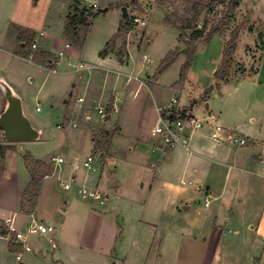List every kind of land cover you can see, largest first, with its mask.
<instances>
[{"label": "rangeland", "instance_id": "1", "mask_svg": "<svg viewBox=\"0 0 264 264\" xmlns=\"http://www.w3.org/2000/svg\"><path fill=\"white\" fill-rule=\"evenodd\" d=\"M72 1L0 0V74L21 98L23 111L32 126L41 131L39 139L21 141L18 145L39 159L50 161L53 156H61L65 160L60 165V171L53 172L52 165L49 172L52 176L46 183L52 185L50 196L56 198L58 207H67L66 211L59 209V212L72 231L69 233L70 241L78 240L87 226L98 222L92 213L105 215L102 223L115 216L123 223L121 216H124L127 226L133 223L137 215L142 214L144 202L141 201L146 197L150 182L147 178L151 175V163L156 161L146 144L154 124L150 116L156 106L163 105V110L177 109L176 104H171L172 98H179V104H187L189 98L185 91L188 86L192 87L189 90L191 96L197 99L204 110L208 104L212 113L224 115L226 122L238 125L237 132L234 131L237 136H241L238 131L244 129L246 132L243 133H249L258 143L264 144V83L258 84L253 73L263 43L257 38L262 31L263 0H243L238 3L232 19L226 18L227 11L219 5L215 8V14H207L211 25L219 24L220 29L226 30V38L234 27H239L236 46L227 69L228 78L219 80L216 77L222 59L223 40L213 36L209 41L197 45L187 76L190 84L186 80L181 89L175 87V83L186 59L187 49L182 51L186 45L178 41L177 31L164 22L168 11L157 7L154 0L81 1L88 7L96 4L98 10L108 9L96 12L90 18L83 47L72 46L74 55L70 62L74 66L66 65L63 57L56 66L59 56L52 54L55 59L54 73L51 68L49 71L48 68L38 67L33 60L28 62L14 58L2 51L11 50L8 47L10 37L21 28H29L37 35L44 33L37 36V41H33L36 47H28L26 51L38 53L39 45L51 49L52 43L46 38L48 35L55 38L56 47H52L55 51L64 50L62 30L68 4ZM196 1L205 5L209 3V0ZM122 7L127 8V18L132 23L127 33V63L125 60L120 63L115 53L105 58L98 56L122 20ZM135 20L144 21L145 25L139 26ZM201 24L202 19L199 26ZM176 48L180 50L176 61L163 72L157 73L164 56ZM143 55L150 62H146ZM80 60L97 68L75 72L74 67ZM101 68L107 70L109 76L118 75L114 94L122 96L117 103L118 112L110 110L108 118L109 101H92L100 92L96 79H99L97 72ZM92 73H97L94 80H91ZM127 77H131V81L128 86H124ZM88 83H92L93 87L87 92L85 85ZM80 98L83 102L79 101ZM65 99L67 102H64ZM4 105L0 89V112ZM100 108L104 116L98 113ZM219 123L223 122L220 120ZM119 128L121 131L118 133ZM68 156L73 162L74 157L79 162L88 156L93 157L94 170H78L77 181L82 178L85 185L105 192L108 196L103 207L95 201L82 200L73 182L69 191L64 190L60 180L73 181L68 171L73 164L67 171L62 170L69 165ZM113 181L119 186L111 187ZM140 182H143L142 186ZM127 198L135 201V206L131 207ZM113 207L117 211H112ZM16 229L25 231L26 228ZM93 236L100 238L99 234L89 232L88 239L92 240ZM172 260L171 256L163 257L160 262L173 264Z\"/></svg>", "mask_w": 264, "mask_h": 264}, {"label": "crops", "instance_id": "2", "mask_svg": "<svg viewBox=\"0 0 264 264\" xmlns=\"http://www.w3.org/2000/svg\"><path fill=\"white\" fill-rule=\"evenodd\" d=\"M262 10L264 12V0ZM261 18L260 33L264 41V16ZM32 32L34 41L38 40L37 36L44 34ZM21 37L20 30L17 29L10 37L8 47L11 50L2 51L14 58L27 60L17 54ZM46 38L51 41L53 48L56 47L54 37L48 35ZM62 38L64 50L58 49L57 52L52 47L41 48L39 45V51L53 55L62 52V56L56 60V66L61 63L62 57L66 65L74 66L70 62L74 55L73 45L64 39L63 30ZM96 68V65L80 60L74 71ZM98 71L99 79L96 81L100 92L92 101H109L112 111L118 112L117 103L122 98L121 95L114 94L118 75L109 76L108 71L103 68ZM51 72L54 73L55 69H51ZM97 73H92L91 80L95 79ZM253 73L258 84L264 83V50L259 52ZM0 78L5 79L2 74ZM126 80L124 86L129 85ZM5 81L7 82L6 79ZM187 84H190L188 77ZM92 87V83L86 84L85 91H91ZM107 90L111 92L105 94ZM189 90H192L191 86L185 91L188 103L179 104L177 98L176 105L183 114L201 119L203 125L197 131H186L190 137L186 148L163 150L160 138L151 135L152 129L163 116V105L156 106L150 116L154 119V124L150 128L146 144L156 161L151 163V175L147 178L150 182L146 197L141 201L144 202L142 214L137 215L133 223L127 226L124 216H121L123 223L118 221L117 216L102 223L105 215L92 213L98 222L87 226L78 240L70 241L69 233L72 231L60 215L59 209L66 211L67 207H58L56 198L50 196L52 185H47L46 182L52 175L43 179L33 213L25 214L19 210L20 194L29 182V173L22 158L24 150L18 142L1 140L0 144L10 145L11 148L5 150L0 160V220L10 222L16 228H26L25 231L18 230L25 233L26 244L22 251L12 252L8 245L10 237L0 236V264H161L163 257L170 256L173 264H264V144L258 143L249 133H243L246 132L244 129L238 133L247 139L245 146L228 141L214 142L210 138L212 125H221L232 132H237L238 125L226 122L224 115L212 113L208 104L204 110ZM108 117L107 113L106 118ZM220 120L223 123L220 124ZM120 131L121 128L118 133ZM67 159L69 165L63 171L79 162L77 157H74V162L69 156ZM72 168L73 166L68 170L71 178L73 177L72 182L75 185L83 183L82 178L77 181V171ZM60 170L57 167L53 172ZM115 183V187L119 186ZM142 185L143 182H140V186ZM127 202L131 203V207L135 206V201L128 199ZM111 210L117 211V208L113 207ZM34 221L46 226L47 232L27 233ZM89 232L99 234L100 238L93 236L92 240L88 239Z\"/></svg>", "mask_w": 264, "mask_h": 264}, {"label": "trees", "instance_id": "3", "mask_svg": "<svg viewBox=\"0 0 264 264\" xmlns=\"http://www.w3.org/2000/svg\"><path fill=\"white\" fill-rule=\"evenodd\" d=\"M154 4L168 11V16L164 17V22L173 27L178 33V41L184 42L186 45V59L181 65L178 81L175 87L181 89L187 80L188 72L191 66L192 57L196 47L201 42L209 41L213 36L217 35L223 40L222 59L217 68L216 77L219 80L228 78L227 69L234 52L238 34V28L234 27L228 38L225 37L226 30L220 29L219 24L211 25L207 14H215V8L219 5L226 11V18H233L238 8L237 1L231 0H209L208 4H202L196 0H154ZM98 12V9H93L92 6H85L79 0H73L68 6V13L65 17L63 26V37L71 45L82 48L85 40V34L89 26L90 18ZM202 19V24L199 22ZM131 21L126 19L120 20L116 32L105 43L104 47L99 51L98 56L105 58L111 53H115L120 63H124L127 56V33L131 30ZM21 33V43L19 44V54L22 57H27L34 41V33L27 28L19 29ZM262 41V34L257 36ZM264 50V41H262ZM180 50H170L161 60L156 72L161 73L172 65ZM54 56L46 51L33 53L32 60L37 64L46 68L53 69ZM110 109L108 114L110 113ZM165 116V115H163ZM1 132V129H0ZM110 137L111 135L108 134ZM10 145L0 144V160L4 156V152L10 149ZM23 162L26 170L29 173V182L20 194L19 210L25 214H32L39 196L41 185L44 176L52 169V163L47 160L37 159L30 152L22 153ZM5 222L0 220V236L6 235ZM9 250L12 252L22 251L21 247L14 242V238L9 240Z\"/></svg>", "mask_w": 264, "mask_h": 264}, {"label": "built area", "instance_id": "4", "mask_svg": "<svg viewBox=\"0 0 264 264\" xmlns=\"http://www.w3.org/2000/svg\"><path fill=\"white\" fill-rule=\"evenodd\" d=\"M92 7L93 9L98 8L96 4H93ZM135 22L139 26L145 25L144 21L135 20ZM31 47L35 48L36 44L32 43ZM57 55L59 57L62 56V52H59ZM32 58H33V53L29 52V54L27 55L25 59H27L28 61H31ZM143 59L146 62H150L149 58L146 55H143ZM130 81H131V77L127 78L126 84H128ZM81 100L82 99H79V101ZM171 104L172 105L177 104V99L172 98ZM111 111H112V107H111ZM98 113L102 114L103 116L105 114L102 109H98ZM168 114H171V116L168 117ZM163 115L165 116L161 117L159 124L155 126L151 131V135L153 137L160 138L161 140L160 146L163 150L173 149L175 147L186 148L188 146L189 139H190V137L186 134V131H190V132L197 131L203 125V121L201 119L189 117L186 114H183L178 108L175 110H172L171 108L170 109L165 108L163 110ZM210 138L216 143L228 141V142L237 144L239 146H245L247 144V139L245 137L237 136L231 130H227L218 124L212 125ZM93 161H94L93 157L88 156L85 159H83L81 162L75 163L72 169L73 171H78L81 169L84 171L94 170ZM50 162L53 165V169H55L57 167H60V165L64 163V159L60 156H53L51 157ZM262 164L264 167V160L262 161ZM50 175L51 174L48 173L47 175L44 176V178H47ZM61 183H62L63 188L68 190L71 187L72 181L61 180ZM182 184H184V182H182ZM76 186H77V193L82 200L95 201L100 206L105 205L107 201V196H108L105 192L95 187H89L85 185L84 183L77 184ZM5 225H6V230H7L6 235H8L10 238L13 237L15 244L19 245L21 249L23 250L26 244L25 233L18 231L12 224H10V222L5 223ZM47 230L48 229L46 226L34 221L33 224L29 226L27 233L44 234L47 232ZM49 242H52V239H49Z\"/></svg>", "mask_w": 264, "mask_h": 264}, {"label": "water", "instance_id": "5", "mask_svg": "<svg viewBox=\"0 0 264 264\" xmlns=\"http://www.w3.org/2000/svg\"><path fill=\"white\" fill-rule=\"evenodd\" d=\"M106 10L107 8L99 9L98 12H104ZM121 17L122 19H126V7H122ZM182 51H186V48ZM0 89L5 100L4 108L0 112V129L3 139L6 142H21L39 139L41 131L32 126L23 111L21 98L3 78H0ZM170 116L171 114H168V117ZM111 186L115 187L116 183L113 182Z\"/></svg>", "mask_w": 264, "mask_h": 264}]
</instances>
